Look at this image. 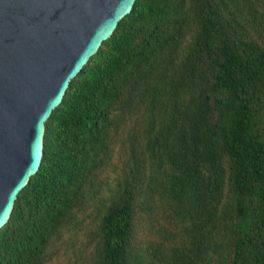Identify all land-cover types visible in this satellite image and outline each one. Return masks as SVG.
Wrapping results in <instances>:
<instances>
[{
  "label": "trees",
  "instance_id": "trees-1",
  "mask_svg": "<svg viewBox=\"0 0 264 264\" xmlns=\"http://www.w3.org/2000/svg\"><path fill=\"white\" fill-rule=\"evenodd\" d=\"M60 259L264 264V0H136L70 81L0 228Z\"/></svg>",
  "mask_w": 264,
  "mask_h": 264
},
{
  "label": "water",
  "instance_id": "water-1",
  "mask_svg": "<svg viewBox=\"0 0 264 264\" xmlns=\"http://www.w3.org/2000/svg\"><path fill=\"white\" fill-rule=\"evenodd\" d=\"M136 0H0V228L41 164L45 122Z\"/></svg>",
  "mask_w": 264,
  "mask_h": 264
},
{
  "label": "rangeland",
  "instance_id": "rangeland-1",
  "mask_svg": "<svg viewBox=\"0 0 264 264\" xmlns=\"http://www.w3.org/2000/svg\"><path fill=\"white\" fill-rule=\"evenodd\" d=\"M114 172H115V169H110V176H113L114 175ZM95 189L97 190L98 188L97 187H95ZM100 189V188H99ZM105 193H108L107 191H104L103 192V194H105ZM91 194L93 195V196H98L99 198H100V191H95V190H91ZM98 199H96V198H94V199H89V203L91 204V206H88V207H84V210H83V212H81V214L79 215V217H86L87 216V214H89V213H92L93 215H95V212L97 211V206H95V205H97V204H100V203H98V201H97ZM100 202V201H99ZM86 212V214L85 215H83V213H85ZM90 223V222H89ZM88 224V223H87ZM86 235L85 234H83V232H80V235L79 236H77L76 237V242H79V243H84L85 242V239H84V237H85ZM70 238V237H69ZM63 243V242H62ZM78 246V245H77ZM62 247H65L64 245H62ZM79 247V246H78ZM73 253H74V251H73ZM62 258V257H61ZM55 264H66V262H63V259H60V260H57V262L55 263ZM71 264H73V263H71Z\"/></svg>",
  "mask_w": 264,
  "mask_h": 264
}]
</instances>
